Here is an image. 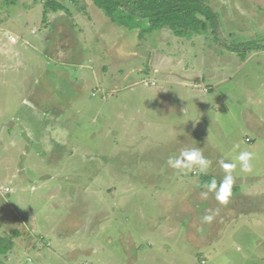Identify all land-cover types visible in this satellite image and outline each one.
Here are the masks:
<instances>
[{
  "label": "rangeland",
  "instance_id": "374dc122",
  "mask_svg": "<svg viewBox=\"0 0 264 264\" xmlns=\"http://www.w3.org/2000/svg\"><path fill=\"white\" fill-rule=\"evenodd\" d=\"M202 1L218 40L140 33L92 0H0V264H264V146L251 172L236 160L264 144V50H230L264 39V0ZM185 148L206 172L167 163ZM223 159L222 206L202 193Z\"/></svg>",
  "mask_w": 264,
  "mask_h": 264
},
{
  "label": "trees",
  "instance_id": "16d2710c",
  "mask_svg": "<svg viewBox=\"0 0 264 264\" xmlns=\"http://www.w3.org/2000/svg\"><path fill=\"white\" fill-rule=\"evenodd\" d=\"M113 23L140 33H151L163 28L174 36L190 38L194 34L211 31L218 40V21L215 11L202 0H92ZM53 12L63 10L57 2H48ZM264 39L234 44L233 51L264 50ZM243 56L241 59L243 60ZM245 60V59H244ZM250 140H248L249 142ZM237 190V189H235ZM2 239L0 238V243ZM8 250L5 242L0 250ZM1 252V251H0Z\"/></svg>",
  "mask_w": 264,
  "mask_h": 264
},
{
  "label": "clouds",
  "instance_id": "9594fccd",
  "mask_svg": "<svg viewBox=\"0 0 264 264\" xmlns=\"http://www.w3.org/2000/svg\"><path fill=\"white\" fill-rule=\"evenodd\" d=\"M252 154L247 151H242L236 157L239 162L241 171L247 173L251 172L250 161ZM167 163L174 169H191L193 166H198L201 173L206 172L210 166V162L204 158L202 152L198 148H185L180 156L176 159L169 158ZM224 172L226 173L223 180L217 186V181L213 178L210 183L206 185L207 192L202 193V197L207 199L209 192L215 194V200L220 205H227L230 197L232 196V187L234 184V178L231 175L233 169H235V163H223L221 164ZM213 219L212 215H206L203 217L204 222L210 223Z\"/></svg>",
  "mask_w": 264,
  "mask_h": 264
},
{
  "label": "crops",
  "instance_id": "0c3cea01",
  "mask_svg": "<svg viewBox=\"0 0 264 264\" xmlns=\"http://www.w3.org/2000/svg\"><path fill=\"white\" fill-rule=\"evenodd\" d=\"M213 72H215V71H213ZM212 72V73H213ZM206 78V82L207 83H209L210 85H212L211 87H206V88H208V90L207 91H204V90H199V89H196V90H199V91H201V92H203V93H206L207 95H213L214 96V94H216L220 89H219V86H220V84H222V82L221 81H217L216 80V78H213L212 76L210 77V76H208V77H205ZM196 81H198L197 79H196ZM202 82H203V78H202V81H200V82H196V87L197 88H201V87H203V84H202ZM190 84V83H189ZM186 86H188V84H186L185 85V87ZM196 87H193V86H188V87H186V88H190V90H188V92H190V94H191V103H190V107H189V112H191V111H193V113H192V115H194V116H197L198 115V113H199V115L201 116V113H202V111H203V108H202V104H203V101L204 100H201L200 99V96H199V94L198 93H195L193 90H195V88ZM213 88H214V90H213ZM218 93H221V92H218ZM217 93V94H218ZM194 94V95H193ZM226 94V93H225ZM225 94H223V95H225ZM220 96L221 95H219V97H218V99L220 98ZM216 98V97H215ZM217 99V100H218ZM223 99H224V97H223ZM220 100H222V98L220 99ZM253 102H255V103H257V104H263V101H261V100H258V99H254V100H252ZM201 104V105H200ZM195 106V107H194ZM182 111H183V113L184 114H186L187 113V107H183V109H181ZM196 118V117H195ZM259 119V118H258ZM257 119V120H258ZM257 120H255V121H253V125H252V127H253V129H255V130H257L258 128H259V124H260V119L257 121ZM262 130H263V133H264V128H262ZM257 132V131H256ZM257 133H259L260 134V132H257ZM264 135V134H263ZM246 139H249L250 140V142H251V145L252 146H249V147H247V149H245V150H248V151H252L251 152V154L254 156L255 154H258V149L259 148H261L262 146H264V144H258V145H255L254 146V139L253 138H246ZM245 139V140H246ZM222 162L223 163H228L227 162V160H225V159H223L222 160ZM259 163V159L258 160H255V164H258ZM257 182H259V181H257Z\"/></svg>",
  "mask_w": 264,
  "mask_h": 264
},
{
  "label": "built area",
  "instance_id": "2783aa9c",
  "mask_svg": "<svg viewBox=\"0 0 264 264\" xmlns=\"http://www.w3.org/2000/svg\"><path fill=\"white\" fill-rule=\"evenodd\" d=\"M247 142H248V139H247Z\"/></svg>",
  "mask_w": 264,
  "mask_h": 264
}]
</instances>
